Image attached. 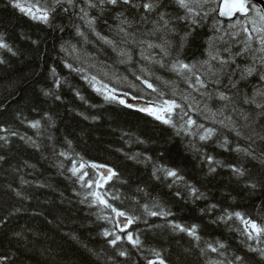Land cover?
Returning <instances> with one entry per match:
<instances>
[{
	"label": "snow or ice",
	"instance_id": "snow-or-ice-1",
	"mask_svg": "<svg viewBox=\"0 0 264 264\" xmlns=\"http://www.w3.org/2000/svg\"><path fill=\"white\" fill-rule=\"evenodd\" d=\"M8 4L54 31L64 32L65 26L56 21L67 18L83 44L92 43L91 35L111 48L117 54L118 63L128 66L131 79L129 75L121 76L111 66L99 63L95 56L70 41L62 43L60 50L74 62L66 58L62 61L63 66L78 74L105 103L143 113L171 128L176 137H191L185 147L201 161L202 167L207 165L205 177L214 179L218 169H227L230 179L251 202V210H238L231 203L225 206L221 202L199 209L201 215L214 217L211 224L223 225L232 234L234 247L227 238L205 239L198 223L185 224L177 220L176 214L152 197L140 182H136L135 189L127 197L119 191L109 192L105 185L117 179L122 186L131 188L130 178L124 179L118 167L90 163L80 153L72 156L64 150L54 152L58 158L70 162L66 169L63 160L58 163L59 174L64 176L66 171L69 174L66 178L83 191L73 188L79 199H67V203L60 193L58 202H49L47 216L44 212H33V215L44 216L46 223L62 230L66 221L69 224L76 222L73 219L76 205H86L89 209H99L91 215L112 227H104L98 233L105 244L100 249L89 247L76 231L65 232L64 236L73 242L75 250L40 249L45 264H191L193 253L204 258V264H264V0H37L35 3L8 0ZM101 23L107 26L110 35L100 31ZM0 25L3 26L0 28V68L18 73L15 78L7 79L0 98V117L16 105L14 119L27 123L39 137L44 121L48 122V127H54L51 114L45 111L39 119H28L20 104L23 102L30 106V111L37 112L43 102L41 97L62 101L60 90L67 78L61 76L55 66L47 65L39 38L33 39L23 30L13 36L3 20ZM209 25L212 35L205 43L206 58L188 60L184 55L186 47L196 41L200 29ZM25 52L30 55L25 56ZM26 62L27 71L17 68L18 64L25 65ZM45 71V84L35 95H27V89L33 83H39ZM161 72L171 73L187 87L180 90L176 80L166 79ZM113 82L126 84L136 95L121 92ZM73 92L76 98L88 103L78 89L74 88ZM152 94H155L154 98L143 105L126 99L131 96L132 100H144L146 95ZM77 114L84 120L100 119L83 112ZM0 133H4L0 135V151L10 146L12 137H19L35 149L41 147L39 139L26 133L20 135L7 121L0 122ZM48 139L53 138L49 136ZM135 142L144 145L149 141L136 137ZM170 142L171 138L165 144ZM65 143L71 148L72 141L67 136ZM217 148L233 159H218L213 154ZM117 151L123 152V149ZM168 151L165 147L155 156L147 150L123 154L126 160L149 169V181L175 188L172 194L178 200L186 197L193 203L206 200L207 194L197 186L200 181L190 182L179 166L165 162ZM6 163L7 156L0 154V164ZM24 166L35 168L27 161ZM88 168L95 170V175L90 176ZM12 170L20 171L19 168ZM19 183V187L8 184L6 189L21 200L31 198L22 191L24 185L51 187L23 176ZM180 185H183V191ZM228 196L235 201L236 197L231 193ZM125 198L139 207L140 215L114 203H123ZM21 211L23 209L15 205L0 207V229H7ZM105 212L111 214H103ZM49 216L52 219H48ZM150 217L163 218L165 224H149ZM137 221H142L147 231L167 229V238L154 236L151 242L142 238L140 230H129ZM9 231V247L0 251V264H27L23 258L30 257L36 250L34 245L29 247L32 242L27 233L32 230ZM178 236H186L187 244Z\"/></svg>",
	"mask_w": 264,
	"mask_h": 264
},
{
	"label": "trees",
	"instance_id": "trees-1",
	"mask_svg": "<svg viewBox=\"0 0 264 264\" xmlns=\"http://www.w3.org/2000/svg\"><path fill=\"white\" fill-rule=\"evenodd\" d=\"M23 2H37V0H23ZM0 20H3L9 31L13 36L16 32L27 31L33 39L39 38L42 41L41 47L45 50V58L48 66H55L61 76L67 78V83L60 90L62 101H54L51 98L41 97L42 103L38 106L37 112L30 111V106L21 102L20 107L23 108L24 115L28 119H39L43 112L47 111L51 114L55 125L48 127V122L44 121V127L41 129V135L36 136V130L27 126V123H21L14 119V112L16 105H13L9 113L0 117V122L7 121L13 130H16L20 135L25 133L28 136L39 139L41 144L40 149H35L25 142L21 141L19 137H12L11 144L0 154H5L8 163L0 164V207L17 206L21 207L23 211L17 214L9 223L7 229H0V251H6L9 247V239L11 229L27 230L28 239L32 243L29 247L35 246V251L30 254V257L23 258L27 264H45V257L40 255V249H53L59 251L63 249L65 252L74 251L75 246L73 242L69 241L64 236L65 232L76 231L79 233L81 239L91 248L100 249L105 246L104 238L98 233L104 227L111 228L112 225L104 220H97L92 216V212H99V209H89L86 205H76V211L73 213L74 224H69L67 221L62 225V230L55 227V225L48 224L44 216L33 215V212H44L47 216V210L50 208L51 201H59L60 193H63L65 202L67 199L73 201L78 200L73 188L77 191H83L78 184H74L67 179L69 175L65 171V175L61 176L58 170V163L63 160L65 169L70 167V162L62 157L58 158L55 153L61 150L68 151L70 155L80 153L88 162H95L97 164H109L118 167L124 179L130 178L131 188L122 186L120 181L113 180L105 188L109 192L119 191L123 197L131 195L132 190L136 187V182H140L142 187H145L152 197L157 198L161 203L170 208L176 215L175 218L182 223L192 224L198 223L201 225V234L205 239L212 238H227L233 243L235 247V240L232 234L223 225H213L210 220L214 217L211 215H201L199 209L205 207L207 204L221 202L225 206L228 203L233 204L238 210H251V202L243 193L239 191L235 181L230 179L229 171L227 169H218V175L214 178H206L207 165H201V161L189 150L186 145L191 137H176L171 128L160 125L152 118L143 113H139L132 109L124 108L118 104H107L103 98L97 95L89 85L83 81L80 76L74 72H70L63 66L62 61L69 59V62H74L70 57H67L64 52H61L60 45L65 41H70L82 48L84 52L91 53L96 57V61L101 64H107L114 68L116 72L123 76L130 74L127 71L128 66L118 63L117 54L109 47L104 46L101 42L96 41L94 36H89L92 43L83 44L78 37L75 36L74 31L70 26L67 18H58L57 24L65 26L64 32L54 31L47 26L38 22L32 21L29 17L19 12V10L12 8L8 4V0H0ZM111 23V20L109 21ZM3 26L0 25V28ZM100 31L105 35H110L107 26L100 24ZM212 35L210 25L200 29L196 41L187 46L184 52L188 60H201L206 58L204 54L205 43L208 36ZM19 43V42H17ZM22 48L23 45H20ZM30 54L25 52V56ZM21 59H24L22 57ZM96 61H89L90 63ZM24 68L28 70V64L17 65V68ZM96 72V69L92 70ZM18 73L16 71H9L6 68H0V98L3 96V89L9 77L15 78ZM166 79L176 80L180 90L187 86L172 75L171 73L161 72ZM46 71L40 77L39 83H33L27 89V95H35L40 86L45 84ZM50 84V80L48 81ZM121 92H131L136 95L134 89H130L126 84H115ZM78 89L87 99L88 103H84L75 97L73 89ZM170 92L169 88L164 89ZM155 94L151 96L146 95L144 100H132L131 96L128 98L131 103L143 105L148 99L154 98ZM97 105L98 107H91ZM102 105V107H101ZM83 112L88 116H99L100 119L96 121L84 120L83 117L77 113ZM199 119V118H198ZM124 133H128L127 136ZM4 133H0L3 135ZM53 139L49 140L48 137ZM72 141L71 148L65 143V137ZM136 137L146 139L149 142L141 145L135 142ZM171 138V142L165 144V141ZM127 141V142H126ZM167 147L169 149L165 162H169L179 166L182 174H185L190 182L200 181L197 184L201 191L207 194L206 200L196 201L193 203L190 197L184 200H178L172 194L175 190L169 189L164 185H160L155 181H149V169L143 165L134 164L132 161L126 160L123 153H135L148 151L154 156L159 151ZM123 149V152L117 151ZM74 150V151H73ZM217 155L218 159L231 161L233 159L228 153L221 149H216L213 153ZM27 161L30 165H35V168L25 167L24 162ZM11 166V167H10ZM13 168H19V172H14ZM90 176L95 175V170L87 169ZM23 176L29 181H41L51 185L48 188H38L35 184L24 185L22 191L31 198L28 200H21L16 198L7 191L6 185L12 184L13 187H19V178ZM183 191V185L179 186ZM236 197L235 201L231 199L228 194ZM141 202H144L143 199ZM117 207L127 209L130 213L140 215L139 207L130 199H123L121 201H114ZM103 214H111L105 212ZM2 215V212H0ZM52 219V217H48ZM171 219V217L169 218ZM149 224L162 225L165 220L160 217L148 218ZM81 225H83L81 227ZM129 230H140L142 238H147L150 242L152 237L168 236V230L164 228L155 229L154 231H147L146 225L142 221H137L129 227ZM36 233V235H33ZM186 245L188 238L186 236H178ZM14 244L15 241L13 240ZM214 255V254H213ZM191 264H204V258H201L198 253H193Z\"/></svg>",
	"mask_w": 264,
	"mask_h": 264
},
{
	"label": "rangeland",
	"instance_id": "rangeland-1",
	"mask_svg": "<svg viewBox=\"0 0 264 264\" xmlns=\"http://www.w3.org/2000/svg\"><path fill=\"white\" fill-rule=\"evenodd\" d=\"M126 99H128V101L131 103V100L128 97H126Z\"/></svg>",
	"mask_w": 264,
	"mask_h": 264
}]
</instances>
